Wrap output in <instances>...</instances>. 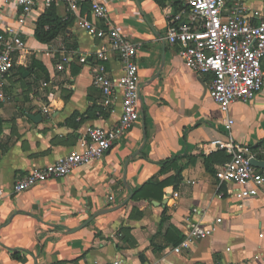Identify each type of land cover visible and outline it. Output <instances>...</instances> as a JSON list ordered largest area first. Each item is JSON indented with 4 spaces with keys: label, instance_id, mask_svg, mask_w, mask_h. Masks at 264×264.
<instances>
[{
    "label": "crops",
    "instance_id": "0c3cea01",
    "mask_svg": "<svg viewBox=\"0 0 264 264\" xmlns=\"http://www.w3.org/2000/svg\"><path fill=\"white\" fill-rule=\"evenodd\" d=\"M93 1L85 0L77 13L101 28L90 15ZM95 1L126 39L141 46L139 121L101 159L16 194L15 181L30 170L81 151L88 128L115 126L121 92L116 89L110 108L101 107L93 76L102 65L110 79H118L123 65L105 53L102 40L76 28V14L65 5H39L19 25L14 0H0V34L15 28L24 44L12 56L0 106V264H264V185L256 196L234 201L229 187L215 179L227 155L201 152L202 145L228 134L209 96L212 76L189 71L164 40L171 1ZM240 1L259 9L264 0ZM43 14L56 17L62 28L47 44L34 37ZM99 51L105 60L97 58ZM64 52L76 58L65 63ZM32 60L44 71L37 66L29 73ZM228 116L232 141L261 146L254 153L264 161V83L251 102L232 104ZM169 177L175 185L164 189L161 201L132 200L147 181ZM217 219L213 235L174 253L173 240L189 226L207 227Z\"/></svg>",
    "mask_w": 264,
    "mask_h": 264
},
{
    "label": "built area",
    "instance_id": "2783aa9c",
    "mask_svg": "<svg viewBox=\"0 0 264 264\" xmlns=\"http://www.w3.org/2000/svg\"><path fill=\"white\" fill-rule=\"evenodd\" d=\"M85 0H14L19 10L18 24L39 5L49 8L55 4L65 5L76 14L75 26L78 30L104 42V51L115 54L123 65V73L118 79H110L99 65L95 68L93 85L100 92V106L110 108L116 89H119L121 114L118 122L110 129L88 128L82 150L70 152L53 164L30 170L15 181L14 193L26 192L36 185L54 179L64 178L76 168L99 160L115 143L119 142L139 121L141 103L140 82L136 61L140 44L126 39L109 22L106 7L93 1L90 15L103 24L101 28L91 23L86 16L77 12ZM168 18L164 40L175 46L177 55L184 66L196 75H211L209 96L224 116L227 140H213L201 146V152L210 155L222 151L228 160L219 165L215 179L229 187L230 198L242 201L257 195L264 185V175L250 164L257 160L256 154L247 146L236 144L230 136L234 124L229 118V108L234 103L247 104L261 91L264 83L262 62L264 60V1L259 9L248 8L240 0H183L176 12L171 7L165 9ZM24 44L15 28H5L0 34V106L5 102L4 81L11 67L12 56L23 51ZM76 58L74 52H64L62 60L70 63ZM97 58L105 60L99 51ZM80 62L85 63L81 58ZM45 88L46 84L43 83ZM43 113H49L42 107ZM176 196V195H175ZM220 219L209 226L191 225L181 243L173 251L176 254L190 250L199 240L213 235ZM56 264V263H43ZM119 264V263H114Z\"/></svg>",
    "mask_w": 264,
    "mask_h": 264
},
{
    "label": "trees",
    "instance_id": "16d2710c",
    "mask_svg": "<svg viewBox=\"0 0 264 264\" xmlns=\"http://www.w3.org/2000/svg\"><path fill=\"white\" fill-rule=\"evenodd\" d=\"M156 1L157 3L161 4L165 0H156ZM168 1H171V6L175 12L181 8V4L183 2V0H168ZM61 29H62L61 24L56 17H54L53 15L43 14L36 22V26L34 30V37L38 42L42 44H47L57 36L58 32ZM37 66L39 67L41 72L44 71L43 66L34 60H32L30 68H28L27 71L31 73L32 70ZM77 117L78 115L74 114L67 122L70 123ZM258 148H261V146H257L256 148L250 147V149L253 152L258 150ZM210 155L212 156L213 154H210ZM256 158L257 160H262V157L259 154L256 155ZM227 160H228V156H226V159L222 163L226 162ZM171 185H175V178L173 177H169L160 182L147 181L140 188L134 191L132 200L134 201H139V200L161 201L164 195V189ZM182 240L183 238H181V236H179L178 238H175L173 240V246L174 247L178 246Z\"/></svg>",
    "mask_w": 264,
    "mask_h": 264
},
{
    "label": "water",
    "instance_id": "95a60500",
    "mask_svg": "<svg viewBox=\"0 0 264 264\" xmlns=\"http://www.w3.org/2000/svg\"><path fill=\"white\" fill-rule=\"evenodd\" d=\"M25 75H26V74H24V76H25ZM37 119H39V116H38V118H37V117H33V118H31V120H33V121H37ZM250 164H251L253 167H255L256 169L261 170V171L263 172V175H264V161H262V160H255V159H252V160L250 161ZM131 195H132V194H130L129 198H127V200H125V202L128 201V200L131 198ZM109 210H110V209H109ZM109 210H104V211H102V212H99V213L95 214L93 217H96L97 215H100V214H102V213H104V212H107V211H109Z\"/></svg>",
    "mask_w": 264,
    "mask_h": 264
}]
</instances>
